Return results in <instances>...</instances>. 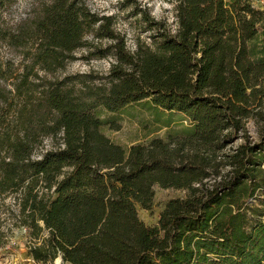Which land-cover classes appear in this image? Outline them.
<instances>
[{
  "label": "trees",
  "instance_id": "1",
  "mask_svg": "<svg viewBox=\"0 0 264 264\" xmlns=\"http://www.w3.org/2000/svg\"><path fill=\"white\" fill-rule=\"evenodd\" d=\"M11 2L0 0V10ZM175 3L176 30L145 16L156 40L134 51L112 43L98 85L40 75L91 47L86 34L100 19L83 0L44 9L16 76L0 64V249L25 229L36 264H264V199L253 203L264 196V8ZM99 32L117 40L106 25ZM140 103L189 125L126 150L104 130L119 131L120 113ZM157 188L187 195L148 226L139 208L152 209Z\"/></svg>",
  "mask_w": 264,
  "mask_h": 264
},
{
  "label": "rangeland",
  "instance_id": "2",
  "mask_svg": "<svg viewBox=\"0 0 264 264\" xmlns=\"http://www.w3.org/2000/svg\"><path fill=\"white\" fill-rule=\"evenodd\" d=\"M55 0H12L11 4L0 10V26L3 35H19L21 39L17 46L12 45L9 40H0V64L7 69L6 75L16 76L22 70L23 63H29L30 53L27 47L30 43L28 37L31 33V25L43 15L44 9ZM88 9L100 19L93 30L86 34V43L90 48L76 50L74 59L69 62L65 69L58 71L54 75H46L40 72L41 77L48 79H67L68 83L80 86V82L90 84V78L95 80L94 85L100 83L99 78H105L114 62L112 55L108 52V47L112 43L124 41L130 51H134L137 43L150 44L156 39V30L144 21V17H149L154 22L166 24L167 29L174 32L176 30L177 19L175 10V0H83ZM255 7L263 9L264 0H253ZM109 20H102L103 18ZM106 25L107 29L117 37L116 41L109 38H98L101 35L99 27ZM96 47V48H95ZM106 54V57L102 55ZM109 54V55H108ZM27 59H26V58ZM26 59V61L24 60ZM7 86L11 88L10 83ZM167 119L173 122L171 127H166ZM121 128L113 131L106 128V135L116 144L129 150L132 145L146 144L154 138H166L170 132L182 129L189 125L181 114H158L145 103L135 104L122 111L119 115ZM249 136L252 141L258 139L257 125L253 121L247 125ZM240 140L234 144L237 147ZM46 148L51 147V141H45ZM40 154V153H39ZM37 154V156L39 155ZM186 191L177 189L157 188L155 191L154 205L151 210L139 208L140 219L148 226H155L159 220L160 213L168 201L175 198H185ZM264 199L259 195L253 203L258 204ZM5 208H0V215H4ZM30 242L25 229H14L9 234V241L5 247L0 249V264H36L28 255ZM55 264H62L56 261Z\"/></svg>",
  "mask_w": 264,
  "mask_h": 264
}]
</instances>
